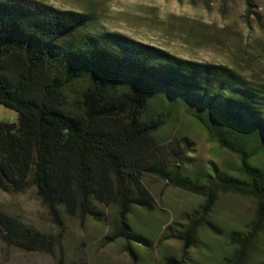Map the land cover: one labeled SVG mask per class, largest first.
I'll list each match as a JSON object with an SVG mask.
<instances>
[{
    "label": "trees",
    "instance_id": "obj_1",
    "mask_svg": "<svg viewBox=\"0 0 264 264\" xmlns=\"http://www.w3.org/2000/svg\"><path fill=\"white\" fill-rule=\"evenodd\" d=\"M93 23L91 13L39 0H0V104L19 112L17 122L0 121V189L36 188L54 214L64 209L82 219L104 221L101 207L115 206L117 238L144 243L130 217L136 208L154 209L143 178L156 176L204 198L173 236L185 251L198 245L221 193L252 198L263 220L264 83L118 32H93ZM157 98L168 110L150 116ZM178 108L209 142L238 157L236 173L213 163L189 172V141H159ZM0 223L30 249L45 241L1 212ZM242 235L229 236L239 255L251 239Z\"/></svg>",
    "mask_w": 264,
    "mask_h": 264
},
{
    "label": "rangeland",
    "instance_id": "obj_2",
    "mask_svg": "<svg viewBox=\"0 0 264 264\" xmlns=\"http://www.w3.org/2000/svg\"><path fill=\"white\" fill-rule=\"evenodd\" d=\"M56 9L91 13L96 33L111 31L161 47L179 57L223 64L248 80L264 83V0H39ZM79 89V88H77ZM79 92V91H77ZM78 95V93H77ZM162 98L151 102L150 116L166 112ZM19 112L0 104V121L17 122ZM189 141V172L209 170L212 163L236 173L238 157L209 142L205 132L181 108L173 110L158 139L172 147ZM154 209L136 208L133 230L145 242L119 237L117 207L102 206L105 220L82 219L64 209L54 214L36 188L0 189V212L45 236L37 249L11 239L0 223V264H259L264 262V219L252 198L221 193L198 245L187 251L174 234L184 230L204 198L156 177L144 176ZM238 231L250 237L245 255L230 245ZM236 245V244H235ZM130 248L135 256L130 253ZM175 258L170 263L167 257Z\"/></svg>",
    "mask_w": 264,
    "mask_h": 264
}]
</instances>
